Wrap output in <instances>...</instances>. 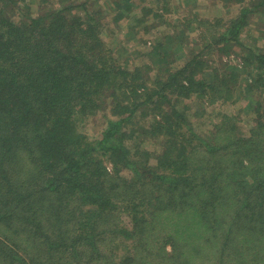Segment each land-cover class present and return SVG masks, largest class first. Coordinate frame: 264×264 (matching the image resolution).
Wrapping results in <instances>:
<instances>
[{
    "label": "trees",
    "instance_id": "1",
    "mask_svg": "<svg viewBox=\"0 0 264 264\" xmlns=\"http://www.w3.org/2000/svg\"><path fill=\"white\" fill-rule=\"evenodd\" d=\"M98 1L0 0V264H264V0L180 27L139 0L163 4L151 32ZM125 23L156 70L105 47Z\"/></svg>",
    "mask_w": 264,
    "mask_h": 264
},
{
    "label": "rangeland",
    "instance_id": "2",
    "mask_svg": "<svg viewBox=\"0 0 264 264\" xmlns=\"http://www.w3.org/2000/svg\"><path fill=\"white\" fill-rule=\"evenodd\" d=\"M200 3L197 4L194 1L191 0H167L168 3V8L170 10V13L168 14V16L171 18L172 21H174V23H176V21L178 20L180 22V24H174V26L176 27H180L181 24H185V20L187 19H198L196 17L193 16V14L195 13H199L201 15H203V17L207 18V17H220L223 15H234L236 13V10L238 7H234V6H228V7H224L225 3L223 0H212L211 2L209 0H199ZM113 0H99L98 3L103 6L106 7L107 4L109 3L108 8H113L112 7V3ZM226 2V1H225ZM230 2V1H229ZM227 2V3H229ZM128 3L130 4L131 9H136V10H148L145 18H147V22L145 23V26L148 25V29L151 32L153 29L151 26L153 23L155 22H159V20L157 19V17L153 16L154 12L159 11L160 7L163 6L162 2H157L155 3H150V2H140L139 0H128ZM230 4H232V2H230ZM160 6V7H159ZM114 12V11H113ZM161 11H159L160 13ZM254 19H252L254 22L256 20V17H253ZM180 19V20H179ZM262 23L261 24L259 21L257 23H260L259 25L256 23L254 25V22L251 24V29L254 30L256 33L258 30H264V18L261 19ZM195 25V24H194ZM197 25V24H196ZM194 27V26H193ZM163 28L162 26L159 27ZM117 31H115L114 33H112L113 35L108 38L107 40H105V47L108 49H111L116 56L119 58L120 61H124L126 66H129L131 69L133 66H138L141 64H147L148 66H150L152 69L156 70L157 66L155 63L152 62V58H151V50L152 47L154 46V44L157 42V39L152 36H148L147 37V41H144V38L149 34V32L147 33L145 30H137L136 33H133V37H129V29L132 30L131 27H127L126 23L124 25L120 24L119 26H117ZM252 32V36L249 42L251 43H255L257 44V46L260 47H264V38L263 35H260L259 33V37L258 35ZM118 36H122V38H128L126 42L124 41H119L118 40ZM103 40L106 38L105 35L102 36ZM195 45L197 46V48H200L201 45L200 43L196 40L195 41ZM230 58V56H222V63L226 62L227 59ZM238 61V60H237ZM232 64H235V61L231 59L230 61ZM238 64V63H237ZM217 66H219V62L217 63ZM143 68V66H142ZM221 68V67H220ZM144 71V69H143ZM156 72V71H155ZM150 75V74H148ZM151 76V75H150ZM153 76V75H152ZM253 99H247V100H240L238 103L234 104V105H227V106H222L220 109H218L216 107V109L214 111H211V113L206 112V114H211L214 115L217 112L220 113V111H222L223 113H231L233 110V107L236 109H239L241 106V110H240V114L241 116L243 114H246L249 110V105L247 106V104L249 102L255 101L257 96L255 94L252 95ZM201 103L200 101H196L193 102L192 105V112L190 114H204L203 111L202 113L197 112L198 110H200V106ZM215 106H213L212 108H214ZM211 108L208 107L207 110H210ZM110 116V114H108ZM208 115V117H209ZM240 116V117H241ZM92 120H90L89 122L86 121L87 124V133L86 134H90V137H95L96 135H98L101 130L104 128L105 126V117L104 114L102 112H97V114L95 116L91 117ZM200 119V118H199ZM198 119V120H199ZM142 125H144L145 127H148L149 125V121L145 120V121H141L139 122ZM133 128H136V124L135 122H133V124H131ZM144 140H147V142L145 143V149L147 151H152L154 150L155 146L154 144L160 142L159 140L150 138V137H146Z\"/></svg>",
    "mask_w": 264,
    "mask_h": 264
}]
</instances>
